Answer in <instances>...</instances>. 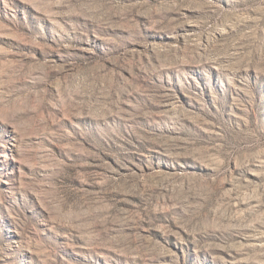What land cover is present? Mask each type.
<instances>
[{"label": "rangeland", "instance_id": "1", "mask_svg": "<svg viewBox=\"0 0 264 264\" xmlns=\"http://www.w3.org/2000/svg\"><path fill=\"white\" fill-rule=\"evenodd\" d=\"M0 264H264V0H0Z\"/></svg>", "mask_w": 264, "mask_h": 264}]
</instances>
